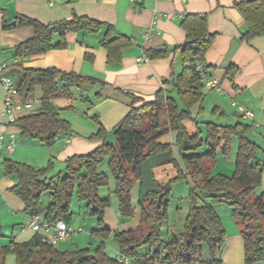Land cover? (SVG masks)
<instances>
[{
	"label": "trees",
	"instance_id": "16d2710c",
	"mask_svg": "<svg viewBox=\"0 0 264 264\" xmlns=\"http://www.w3.org/2000/svg\"><path fill=\"white\" fill-rule=\"evenodd\" d=\"M236 8L245 22L242 41L249 43L263 36L264 0H242L236 4ZM22 28H32L34 36L15 48L16 56L20 58L66 49V37L70 33L97 35L103 32L99 45L107 52L108 65H120L123 52L134 45L132 38L118 34L112 25L75 13L68 20L52 24H43L22 15L2 22L5 32ZM181 28L186 33L182 46L173 50L146 51L149 60L167 59L178 54L181 71L172 73L170 82H166L155 94L153 101L145 102L132 96L129 113L112 131L107 132L99 119L92 117L99 131L91 139L101 140L102 145L90 154L69 157L65 161L63 179L58 182L44 179L47 171L53 167L51 162L47 168L40 170L9 159L4 162V176L17 180L11 193L24 203V213L29 218H38L50 224L64 222L70 226L73 220L71 205L76 196L86 203L85 214L96 218L102 228L92 232L101 240L99 247L94 252L79 248L60 251L57 246L50 245L47 236L37 233L25 243L11 241L6 246H0V264H6L9 255H15L16 264H123L105 251V241L110 237L116 243L119 254L131 259L130 264H154L163 251L165 258L159 264H197L198 260L202 264L207 261L222 264L220 256L226 244V233L207 200L232 208V215L244 239L245 264L264 261V193H257L264 175V158H260V147L249 137L253 126L243 122L234 126L206 123V138L201 137L200 131L189 135L184 124L194 121L193 109L202 103L205 96L204 80L197 68L203 65L209 71L205 57L214 43L215 35L208 31L207 15H188ZM237 72L238 69L232 66L227 76L233 79ZM59 83L80 88L85 85H106L100 80L55 68L22 70L16 83L18 93L30 94L41 87L44 94L41 113L16 122L22 138L52 148L59 135L71 133L70 124L60 117L59 111L51 103V98L60 92ZM172 133L177 135L176 145L186 169L185 176L173 158L172 147L159 143L161 137ZM234 137L239 140V149L233 175L213 176L220 148L225 155L228 154ZM163 155L168 156V163L176 169L179 175L177 179L187 178L191 184V210L184 232L172 235L168 243L161 239V229L168 218L170 185L176 181V177L170 183L153 184L142 195L141 219L136 230L112 233L106 229L105 212L110 202L100 197L99 190L108 187L112 179L120 215L124 219L133 218L135 210L131 191L137 182L142 181V167L152 158ZM106 161L110 175L99 171ZM47 193L52 201L44 208L41 198ZM2 237L0 225V240ZM143 248L149 249L150 253L147 254H150V258L146 257L147 254L140 255Z\"/></svg>",
	"mask_w": 264,
	"mask_h": 264
},
{
	"label": "crops",
	"instance_id": "0c3cea01",
	"mask_svg": "<svg viewBox=\"0 0 264 264\" xmlns=\"http://www.w3.org/2000/svg\"><path fill=\"white\" fill-rule=\"evenodd\" d=\"M48 1L0 0V66H6L2 75L11 78L16 84L22 70L55 68L100 80L106 85H85L80 88L58 84L60 92L51 98V103L59 111L60 117L70 124L71 133L59 135L56 145L47 150L46 155L44 153L45 157L39 159L40 162L54 160V169L64 175L63 164L69 157L90 154L102 145L101 140L91 139L99 131V126L92 117H97L104 129L110 132L129 113L133 104L132 96L145 102L153 101L155 94L166 82H170L172 73L181 71L179 56L176 54L167 59L149 60L142 64L138 63V59L147 58L146 51L173 50L182 46L186 41V33L181 28V23L186 16L197 14L208 16V31L215 35L214 43L206 54L205 63L211 77L217 81L223 92L204 89V100L193 109L195 122L184 124L189 135L197 134L199 129L203 132L198 123L200 114L211 111L213 122L207 123L221 126H234L238 122L250 124L253 128L249 137L255 143L261 141L264 144V35L249 43L242 41L241 33L245 22L236 8V4L242 0H55L53 6H50ZM74 13L80 17L110 24L118 34L133 39L134 45L123 52L120 65L107 64V52L99 45L104 36L103 32L97 35L70 33L66 37V49L20 58L16 56L15 48L33 38V29L22 28L8 32L2 29L4 20L12 21L19 15L43 24H52L70 19ZM232 66H235L238 72L230 79L227 71ZM43 96L41 87H37L30 94H19L17 102L20 107L15 112L16 122L21 118L40 114ZM4 99L5 90L0 82V132L4 135V147L0 151V225L3 233L1 247L11 241L25 243L37 234L29 228L30 218L24 213V203L11 193L17 180L1 174L3 162L9 159L39 168V161L26 157L20 159L18 154L21 150L28 152L32 149H42L37 146V141L21 137V130L16 122H9ZM240 108L252 112L254 118L243 119ZM176 139L177 135L172 133L159 143L170 145L173 158L179 160L180 149L176 145ZM9 144H14L13 152L7 149ZM258 146L261 149L260 158H264V147ZM165 161L162 165L151 166L152 179L139 181L134 185L131 191L134 220L121 223L115 210L107 209L106 229L113 233L138 228L142 195L149 191L153 184H166L176 177V169L168 163L169 158ZM216 170L217 165L214 166L213 172ZM99 171L110 175L108 161L100 166ZM233 171L230 167L219 171L218 175L226 176V172ZM109 188L111 192L115 190L114 182H110ZM51 201L50 197L49 204ZM230 225L232 237L226 241V250L221 257L222 264H245L244 239L237 222H231ZM147 253H150L149 249L140 255ZM118 254L117 249L115 259ZM6 264H16L15 255H9Z\"/></svg>",
	"mask_w": 264,
	"mask_h": 264
},
{
	"label": "rangeland",
	"instance_id": "374dc122",
	"mask_svg": "<svg viewBox=\"0 0 264 264\" xmlns=\"http://www.w3.org/2000/svg\"><path fill=\"white\" fill-rule=\"evenodd\" d=\"M198 121L197 122L199 123V127L203 131L201 133V137L206 138L207 137L206 123L211 122V121L213 122L212 112L211 111L208 113L202 112L200 114V119ZM186 122H190V121H186ZM194 122H195V120H194ZM202 123H205V124H202ZM198 131H200V129ZM198 131H197V133H198ZM171 135L172 134H168V135L161 137L159 139V142H161L160 140H162L163 138L171 136ZM250 139L252 140V138H250ZM111 141H113V140L111 139ZM256 143H257V141H256ZM258 143H257L258 145H261L264 147V144H262L261 141H259ZM37 144H38L37 146H40V148H42V149H32V150H29L30 152L29 151L24 152L23 150H21L18 154V157L20 159H22L23 157H26L28 159L39 161L38 162L39 168H36L37 170L47 168V166L50 162L53 163V165H54V163H55L54 160H51L50 162H46V163H44L45 161L40 162L39 159L45 157V155H46L45 152H48L47 150H49L50 148L43 147L41 145V143H39V142H37ZM238 149H239V140H238V138H235V137L232 138V140H231V149H230L228 154L225 155L224 150L222 148H220V150L218 152V157L216 159V162L214 163V166L217 165V170L215 172H213V176L220 174L219 171H222V170L227 169V168L230 169V167L235 170V164H236V160H237ZM44 153H45V155H44ZM259 156H262V155L259 153ZM160 158H166L167 159L168 156L163 155L161 157H155V158H152L151 160L147 161L146 163H144V165L142 167L143 168L142 181L143 180L147 181L149 179H152L153 176H151V175H153V174H152L151 166L153 164L154 165H162L166 162L165 161L166 159H160ZM152 160H155V161H152ZM1 162H2V160H1ZM152 162H154V163H152ZM177 163L180 166L179 168L182 170L183 175L185 176L186 175V169L184 168L180 158H179V160H177ZM27 165H29V164H27ZM3 166H4V162H3ZM63 168H64L63 169V172H64L65 171V162L63 164ZM3 172H4V167L1 170L2 176H4ZM226 173L227 174H224V175L231 177L233 175L234 171L231 173L230 172H226ZM58 174H59V171H57V169H54V167H51L47 171L44 179H46L49 182H51V181L58 182L59 179H61V178L63 179V177L65 176V175H63V173H62V175L59 174L60 176H58ZM178 176L179 175L177 174V171H176V181H174L170 185L171 192L169 195L168 218H167L166 223H164V225L161 229V239L165 243H168L170 241L172 235H179V234L184 232L185 225H186V219H187L189 212L191 210V199H190L191 184L189 183V180L187 178L177 179ZM4 177H6V176H4ZM169 181H171V180H169ZM110 182H113V180L110 179ZM145 189H146V187L144 188V190ZM257 193L258 194L264 193V175H263V179H262V184L258 188ZM99 195L102 199H108L109 200L110 206H109L108 210H111V209L115 210V213L119 216L121 223H125V222H129V221L134 220L135 213H134L133 218H131V219H124L120 215L119 200H118L117 195L115 194V190L113 192H111L109 186L103 187L99 190ZM49 202H50V194L49 193L44 194L41 198L42 206L46 207L49 204ZM201 203L202 202H199V204H201ZM206 203L210 204L213 207L216 215L219 217L220 222H221V224L225 230L226 241H227L228 238L232 237L230 235L232 233V226L230 225V223L235 222V219L232 215V208L230 206H228L227 204L214 203L212 200H207ZM71 209H72V213H73V220L71 223L72 229L75 232H77L78 229L81 228L82 233L81 234H73L67 242H63V243L59 244L57 246V248L60 251H73L74 249H77V248H79V249H91L92 252H94V250H96L99 247V245L101 244V240L98 237L93 236L92 232L101 230L102 228L99 226L96 218L88 217L85 214L86 203L83 201H80L79 198L76 196H74V198L72 200ZM106 211H107V209H106ZM105 214H106V212H105ZM139 224H140V222H139ZM139 224H138V226H139ZM94 229H96V230H94ZM6 241H7V239L3 240V243ZM117 249H118V247H117L116 243L113 241L112 237H110L108 240L105 241V251L111 258H113V259L116 258ZM146 250L148 251V248H143L140 250V253L143 254L144 252H147ZM225 250H226V245H225L222 252H224ZM221 257H222V255L220 256V258ZM225 259H227V258H225ZM222 263H223V261H222ZM257 264H264V261L259 262Z\"/></svg>",
	"mask_w": 264,
	"mask_h": 264
},
{
	"label": "built area",
	"instance_id": "2783aa9c",
	"mask_svg": "<svg viewBox=\"0 0 264 264\" xmlns=\"http://www.w3.org/2000/svg\"><path fill=\"white\" fill-rule=\"evenodd\" d=\"M55 0H49L48 4L50 6L54 5ZM59 1V0H57ZM0 17H2V13L0 12ZM148 58H140L138 59V63L142 64L144 62H148ZM6 69L5 65L0 66V82L2 83L4 90H5V99H4V106H5V113L7 115V118L10 123L16 122L15 112L19 109V104L17 102V97L19 95L17 86L15 82L7 77L2 75L3 71ZM197 71L200 73L201 77L204 80L205 89L212 90L218 93H222L223 90L221 86L215 81L208 69L203 66L199 65L197 68ZM240 113L242 115V118L245 120H252L254 118V114L250 111L244 110L243 108H240ZM4 147V135L0 132V151ZM15 146L14 144H9L7 146V149L10 152H13ZM29 228L32 229L35 233H41L48 237L50 245L52 246H58L59 244L63 242H67L71 236L75 233H81V230H78L75 232L71 226L67 225L64 222H57L55 224H50L47 222H41L38 218H30L29 220ZM147 258H150V254L146 255ZM165 258L164 251L160 255L159 259L154 260V264H159V261L161 259ZM117 260L123 264H130L131 259L127 257H123L120 254H118ZM197 264H202L201 260H198ZM204 264H211L209 261L205 262ZM218 264V263H213Z\"/></svg>",
	"mask_w": 264,
	"mask_h": 264
}]
</instances>
